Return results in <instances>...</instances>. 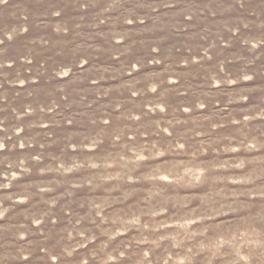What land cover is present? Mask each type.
Instances as JSON below:
<instances>
[{
  "label": "rangeland",
  "instance_id": "obj_1",
  "mask_svg": "<svg viewBox=\"0 0 264 264\" xmlns=\"http://www.w3.org/2000/svg\"><path fill=\"white\" fill-rule=\"evenodd\" d=\"M0 264H264V0H0Z\"/></svg>",
  "mask_w": 264,
  "mask_h": 264
}]
</instances>
